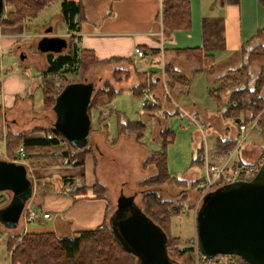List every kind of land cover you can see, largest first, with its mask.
Wrapping results in <instances>:
<instances>
[{
  "label": "rangeland",
  "instance_id": "rangeland-1",
  "mask_svg": "<svg viewBox=\"0 0 264 264\" xmlns=\"http://www.w3.org/2000/svg\"><path fill=\"white\" fill-rule=\"evenodd\" d=\"M62 1L63 0H55L52 5L39 13L36 20L25 22L29 23L28 30L35 31L48 28L49 30H54L59 34L66 32V21L64 18H61V14H59L61 13ZM97 2L98 0H95V4L93 3L92 5H96ZM101 3L102 8L104 9L109 6V4L107 5L103 1ZM9 7L10 6L7 5V9H9ZM76 37L77 36H75V38ZM59 38V36L47 39L42 38L38 40V44L34 45L35 47L33 50H37L36 54H39V49L45 45L53 52L48 54L57 55L61 51L62 47L60 42H58ZM19 39L20 40L17 39V41H14L15 45L12 47V50H15L18 46L24 45L26 42H31L29 41L30 39ZM36 40L37 39L33 41ZM65 40L69 46L71 41L67 37ZM258 44H264V33H262V35L255 39L252 43L245 45V50H240L239 53H237V55L230 61L218 64L215 68L216 72L214 75L207 74V72L194 73V75L191 74L195 65L185 60L184 55L173 51L170 52L167 57L172 59L170 62L174 64L177 70L192 77L188 91L180 90V86H177L175 87L176 90L174 92L172 88H170L168 76L166 74L163 75L161 72L162 66L160 65V62L153 61L149 63L145 57L136 58L132 56L130 60H114L104 63H93L92 59H90V63L81 65L77 73H68L66 76L61 74L44 79L40 74H42V72L46 69L47 62L45 66H42L44 63L42 61H38L35 67L31 66L29 68H25V63L21 60V53L16 55L11 49L7 48L5 49V59H3L4 67H2V71L3 73L5 72V76L15 75L17 82L18 80L20 82H22V80H29L30 78H28V75L30 72L31 76H39L38 79L34 77L32 80L37 79L39 84L40 81L44 84H47L46 81H48V85L52 84L53 87H57L60 90L72 82H80L81 80L94 82L95 91L93 95L96 94V97L91 108L93 125L90 133L89 145L91 148L96 149V157L98 158V161L100 148L103 150L105 149L107 153L110 152V154H112L111 157L110 155H106L105 159L100 157V160L104 161V176L106 181L101 180L98 177V173L97 177L98 181L108 188V194L106 196H108L110 200L111 211L108 215V219L110 217V221H107V223L109 224L112 232L115 234L118 233L117 223L121 218L120 213L123 211L122 208L126 203L124 200L122 203L118 204V199L122 198L121 195L123 194L125 196L133 195L136 204H138L141 208L144 207L143 194H145V191L148 190V187L141 186L139 181L156 172V168H153V166H147L144 168L143 160L146 158V154L162 149L161 132L164 127H168L173 130L175 133L174 140H172L173 142L169 143L166 147L167 168L170 174L188 180V182L182 186H178L173 182H168L162 188L157 187L155 189L159 191L163 200H170L171 202L173 201V203H176L179 199H184L182 213L175 215L172 219H170V229L165 231L169 237H172L171 234L181 237V244L179 243L177 245L179 249H185L192 246V256L196 261L198 247L196 246L197 234L195 232V218H197L198 211L201 212L205 208V204H207V202L205 201V204L203 202V190L201 187L200 189H194L191 187L193 179H201L204 175V167H201L198 164H193V160L197 156L196 152H198V149L203 145L207 148V155L211 156V149L214 148L213 143L216 136L223 135L226 127L233 129L234 134L237 133L236 126L233 125L231 121L222 120L219 117V113H217L219 109L218 103L211 95V90L216 88V84H214L213 79L219 75L225 74L226 71L228 72L233 69H240L245 61H247L246 58L250 55L252 56L257 51L256 48L258 49ZM68 48L69 47H66L64 52H67ZM48 54H42L43 61L47 59ZM166 61L167 59H165L164 65L167 63ZM138 70L155 71V76H158L159 83L157 88H154L155 90L153 91L154 101H150V103L155 105L157 109L151 114L153 116H146L148 122L146 136L142 141V145L136 142L133 136L129 135L125 136V138L117 142L116 145L112 146L109 144L110 141L106 138V133L101 131L100 127L108 122L110 137H116V115H112L109 121V117L107 116L113 107L118 111L123 112V114H125L124 116L130 120L137 121L145 119L144 115L146 111L140 103V101H142V96L138 97L134 95L132 90L140 80V73ZM256 71H258V69L254 65L247 68V72H252L253 75H256ZM0 77H3V74L0 75ZM17 87L18 84L16 85L15 83L14 88ZM30 87L31 84L28 85L27 83L25 84V89L23 90H28ZM20 88L22 89V86ZM38 90L39 89H37V91ZM40 91L42 90L40 89ZM105 93H108L111 96H105ZM40 94L42 96V92ZM174 95L176 96L174 97ZM227 95H229V93L224 95V99L228 98ZM112 96L114 97V101L107 105L108 97H111L112 99ZM1 100H3V98L0 95V102ZM36 101H38V99ZM36 105H38V103H36ZM5 118L6 119L3 120V116L0 115V158L24 163L28 169V175L31 176L29 172L34 168H32L29 162L25 160L26 158H24V155H18L19 146H14L15 148L11 150L5 148L7 138L10 133L23 134L29 131L31 132V130L38 127H43V129H51V127H54L56 115L53 111V105L47 107H44L43 105L40 107L38 106V109L35 108L33 113H29L24 108L19 107L15 111V114H7ZM199 125L204 127L202 128L203 130L199 127ZM98 136L100 137L99 143L101 146L107 144L105 148L100 147L98 149L95 147ZM103 136L106 138V143L103 141ZM237 138L241 139V136L238 135ZM247 138L248 139L243 143V147L248 144L250 145L247 146L249 150H246L244 155L249 159H252L254 156L262 155L260 152L264 149V136L259 135L254 131ZM71 150L77 151L75 149H68L67 151L62 152L69 154L71 153ZM55 151L60 152V149H55ZM30 178L34 180L35 183L34 177ZM64 179L65 176L52 174L49 181L45 180V186L49 189V194L61 191L62 194L68 195V191L71 188L70 185L68 186L65 184ZM227 187L228 185H222L215 191L225 189ZM34 191H37L36 186ZM34 194L28 202V204L32 205V207L33 204L31 203L33 198H35ZM11 198V191H0V208L7 205ZM66 210L63 212H52L53 220L48 221L46 224L48 227L43 225L41 227V231L49 230L47 228H52L51 224H53L54 219H56L58 215H64ZM22 224V218L20 225H18L19 227L16 229H7L0 223V264H11L9 253H7L8 251L5 239H9V237H13L17 234L24 235L26 233H32L30 232L32 231V226H35V224L32 223L25 226ZM169 256L171 259L178 260L181 264H190L188 258H190L191 255L189 253L180 256V254L172 250V247L170 246Z\"/></svg>",
  "mask_w": 264,
  "mask_h": 264
},
{
  "label": "trees",
  "instance_id": "trees-1",
  "mask_svg": "<svg viewBox=\"0 0 264 264\" xmlns=\"http://www.w3.org/2000/svg\"><path fill=\"white\" fill-rule=\"evenodd\" d=\"M259 1L264 6V0ZM54 2L55 0H6L5 3L10 7L7 9L5 17L0 19V25H14L36 20L38 14ZM190 7V0H163L162 23L164 27L171 33L176 30L189 29L192 23ZM84 11L85 5L81 1L63 0L61 2V14L70 32L81 31L80 25L84 21ZM257 32L254 37L241 45V51L245 50V45L252 43L264 33V27ZM77 38L75 36L69 37L71 44L67 45L69 47L67 52L62 51L57 55L48 54L46 59L47 66L42 74H40L41 77L45 79L61 74L66 76L68 73H77L81 65L90 63V59H92L93 63H104L114 60H130L132 58V56L112 57L106 60H99L93 50L82 49L78 44L79 39ZM257 47V51L255 50L256 52L252 56L250 55L246 58L247 61H245L240 69L226 71L225 74L213 79L216 88L211 90V95L218 103L219 109L217 113H219V117L222 120L231 121L236 126V129L239 122L248 123L257 117H259L260 124L264 126V44H258ZM155 50H152V52L158 55ZM167 50L180 53L184 55L185 60L193 63L195 65L191 73L193 75L200 72L214 75L216 72L217 63L214 60V55L206 52L201 47L171 48ZM161 61L162 57L159 56L158 62L162 63ZM170 61H166L167 63L164 65V71L168 76L170 88L175 92V87L180 86V90L188 91L192 77L177 70ZM250 64L257 67L258 71H256V75H253L252 72H247V68L251 66ZM138 72L140 73V80L132 89L134 95L141 97L145 90L153 94L154 88H157L159 83L158 76L154 74L155 71L138 70ZM46 82L47 84H44L40 81L39 84V88L42 90V105L44 107L54 105L56 96L61 91L57 87H53L52 84L48 85V81ZM226 93H229V95H227V99H224ZM104 95L111 96L108 93ZM95 97L96 94L93 95L90 104H88L91 117V108ZM113 101V96L112 99L108 97L107 105ZM143 107L148 115L154 113L157 109L150 101L145 102ZM114 114L117 118L116 137H110L108 122L100 127V130L106 133V138L110 141L109 144L114 146L120 141L121 137L131 135L135 138L136 142L142 145V141L146 136L148 122L146 117L144 120H130L124 116L123 112L113 107L107 114L109 117L108 121ZM9 136L5 148L11 150L15 148L14 146H19V148L24 147V158H26L25 160L29 162L32 168L59 166L85 167L87 157H91L94 166L92 170L95 176L93 185L86 184V177L83 174L78 177H66L64 182L66 185H70L71 188L68 191V195L72 196V198L74 196L80 199L102 198L107 201L105 219L96 228L76 231L69 236H60L55 232H32L24 235L17 234L9 237V239H5L11 264H137L138 258L128 249L124 248L118 236L112 232L107 223L110 219V217L108 219L111 211L110 200L106 196L108 188L98 181L96 149L88 145L81 150H71L69 154L62 152L73 148L68 145L63 135L55 127H51V129L38 127L31 130V132L23 134L10 133ZM174 136L173 130L164 127L161 132L162 149L146 154L147 156L143 160L144 168L153 166V168H156V172L139 181L141 186L148 187V190L143 194V212L164 231L170 229V219L182 213L184 199L181 198L176 203L170 200H163L161 194L155 188H162L168 182H173L178 186H182L188 182V180L170 174L167 168L166 147L169 143L173 142ZM237 136V133H233V129L226 127L224 134L218 135L215 138L213 143L214 153L227 154L234 150L239 143ZM55 149H60V152H56ZM205 151V145L198 149L193 164L203 167ZM260 154H264V149L261 150ZM203 180V177L201 179H193L191 187L200 189ZM44 181V179H37L35 186L37 193L46 196L49 194V189L45 186ZM171 236H168V253L169 246L172 247V250L179 253L180 256L189 253L191 255L188 258L190 264H197V259L195 261L192 256L193 247L179 249L177 245L181 244V237L173 234Z\"/></svg>",
  "mask_w": 264,
  "mask_h": 264
},
{
  "label": "crops",
  "instance_id": "crops-1",
  "mask_svg": "<svg viewBox=\"0 0 264 264\" xmlns=\"http://www.w3.org/2000/svg\"><path fill=\"white\" fill-rule=\"evenodd\" d=\"M70 1H81L85 5L84 21L80 25L81 31L79 32H70L67 26H65L67 31L59 34L48 28L29 31V23L0 25V75L3 74L4 77H0V95L3 98L0 102V115L3 116V120L6 119L7 114H15L19 107L33 113L35 108L38 109V106H42L40 94L42 91H40L37 80L39 76H31L29 72V80H22V82L18 80L17 82L15 75L5 76V72L2 71L5 49L12 50L15 45L14 41L20 40L19 38L30 39L29 41H31L12 50L16 55L21 53V60L25 63V68L35 67L38 61H42L44 63L42 66H45L46 60L43 61L42 54L53 52L49 49L44 51L39 49L40 55L36 54L37 50H33L34 45L38 44V40L42 38L57 36L63 40L66 37L77 36L79 46L82 49L93 50L99 60L134 56L133 49L136 45H140L146 51L148 50L145 59L149 63L158 61L159 56L164 60L167 59V61L172 60L167 57L171 51H166V49L201 47L214 55V60L218 65L234 58L241 50V45L254 37L258 33L257 31L264 27V6L259 0H190L192 15L190 28L176 30L172 33L162 23L163 0H98L96 5H92L95 4V0ZM102 1L109 6L105 9L102 8ZM61 18H63L62 14ZM35 39L37 40L33 41ZM152 50H155L158 55ZM160 65L162 66V63ZM34 77L37 79L32 80ZM26 82L28 85L31 84V87L27 88L28 90H23ZM15 83L18 84L17 88H14ZM37 89L39 90L37 91ZM37 99L38 101H36ZM144 116L153 115H148L146 112ZM123 138L125 136L121 137L120 141ZM105 140L106 138L103 136V141L106 143ZM99 142L100 137L98 136L95 143L96 148L107 146V144L101 146ZM248 145L243 147V152L249 150ZM106 155L112 156L110 152L107 153L105 149L100 148L97 173L98 177L105 181L104 161H101L100 157L105 159ZM93 167V159L87 157L85 167L34 168L29 173L30 177H34L35 184L37 179L49 181L52 174H60L65 178L83 174L86 177V184L93 185L92 183L95 181ZM34 192L35 198L31 203L33 207L40 212L49 211L51 217L36 219L32 222L35 226H32L30 232H55L61 236H69L76 231L96 228L105 219V208H107L105 199H80L77 196L72 198L70 195L60 194L61 191L52 192L46 196L39 195L37 191ZM64 210H66L64 215H58L54 219L53 224H51L52 228H47L51 231H41L43 225L48 227L46 225L48 221L53 220L52 212H63Z\"/></svg>",
  "mask_w": 264,
  "mask_h": 264
},
{
  "label": "water",
  "instance_id": "water-1",
  "mask_svg": "<svg viewBox=\"0 0 264 264\" xmlns=\"http://www.w3.org/2000/svg\"><path fill=\"white\" fill-rule=\"evenodd\" d=\"M5 1L0 0V19L7 14ZM58 42L62 45L61 52L64 51L66 41L59 38ZM41 49L48 47L44 45ZM94 91L92 81L69 83L53 105L54 127L75 150L87 147L90 142L92 118L88 104ZM261 164L252 179L236 180L204 197L207 204L198 211L195 232L197 245L206 258L233 255L247 264H264V162ZM27 172L24 163L0 158V191L12 192L10 202L0 208V223L7 229L19 227L22 211L33 197L35 183ZM121 197L118 204L124 200L126 203L115 235L138 258L137 264H181L169 256L166 232L151 221L134 196Z\"/></svg>",
  "mask_w": 264,
  "mask_h": 264
},
{
  "label": "built area",
  "instance_id": "built-area-1",
  "mask_svg": "<svg viewBox=\"0 0 264 264\" xmlns=\"http://www.w3.org/2000/svg\"><path fill=\"white\" fill-rule=\"evenodd\" d=\"M162 34V33H161ZM147 51L140 45H136L133 49V54L135 57H145ZM164 59L162 58V70L163 75L164 71ZM142 101H140L143 106L147 101H154V94L145 91L142 96ZM179 106V105H178ZM180 107V106H179ZM193 119V118H192ZM195 120V119H194ZM237 135L241 136L237 147L230 151L227 154H216L215 149H211V156L207 155V148L204 159V175L201 188L203 190V198L210 193L215 191L218 187L222 185H228L233 183L236 180H250L258 172L261 163L264 162V154L254 156L252 159L247 158L244 155L243 143L248 139L254 131L257 134L264 136V126L260 124L259 117L254 120L246 122H239L237 124ZM199 127H201L199 125ZM204 127H201V129ZM203 130V129H202ZM214 150V151H213ZM25 154L24 147L18 149V155L23 156ZM22 225H28L29 223L34 222L39 217L50 218V212H40L32 207V205L27 204L24 211H22ZM21 221V220H20ZM198 244V243H197ZM196 246L198 247V245ZM197 264H247L240 257L233 255H217L213 258H206L198 247L197 249ZM242 260V262H241Z\"/></svg>",
  "mask_w": 264,
  "mask_h": 264
}]
</instances>
